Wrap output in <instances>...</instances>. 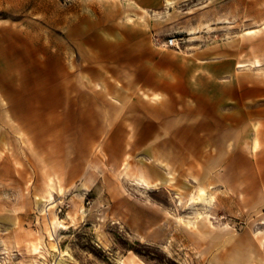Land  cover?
Here are the masks:
<instances>
[{
  "label": "rangeland",
  "instance_id": "obj_1",
  "mask_svg": "<svg viewBox=\"0 0 264 264\" xmlns=\"http://www.w3.org/2000/svg\"><path fill=\"white\" fill-rule=\"evenodd\" d=\"M165 1L129 22L120 0H0V113L30 122L0 143V264H264V29L240 36L264 0ZM169 51L196 66L184 100L146 84Z\"/></svg>",
  "mask_w": 264,
  "mask_h": 264
},
{
  "label": "crops",
  "instance_id": "obj_2",
  "mask_svg": "<svg viewBox=\"0 0 264 264\" xmlns=\"http://www.w3.org/2000/svg\"><path fill=\"white\" fill-rule=\"evenodd\" d=\"M123 7L126 9H138L141 10L142 14H133L127 15V21H133L136 19L138 22H144L145 19L156 20V19H165L169 13L167 11L157 12L163 5V0H120ZM173 1L166 0L165 6L170 9L173 8ZM190 14L191 11H188ZM264 29V27L259 29H249L243 31L240 36L243 38H255L257 35ZM264 44V38L259 39L257 44H254L253 48L260 51L262 50ZM108 47H113L109 45ZM153 69L151 67L147 68V87L154 94V97L159 98L156 94H166L168 99L174 100L175 97L171 95H178L179 100H184L187 97L188 93V83L189 77H192L195 71V64L192 62H188L184 58H180L176 56L172 51L162 53L154 56L153 59ZM260 66V61L256 60L251 64V68H256ZM249 67L245 63H238L236 68L244 69ZM162 78L163 80H160ZM169 79V80H168ZM223 97L218 99L215 103H220L221 101L226 100V93L223 92ZM145 97H148L144 94ZM253 96H248L243 92L242 86H239V82L236 83L235 88V104L236 106H242L244 102L252 98ZM4 104V100L0 95V106ZM253 118L260 120L262 126L264 127V107L259 109H253L251 112ZM212 119V127H216V123L218 125V129L211 128L210 131H218L219 134H223L227 132V120L228 116L226 114L219 113L218 116L213 115L210 116ZM12 121H16V126L11 124ZM31 120V119H30ZM32 121V120H31ZM0 122L5 123L6 127L2 128L0 126V143L2 144L3 140H8L13 136V134L18 133L20 130H24L25 128L30 127V122L27 121L25 116H12L9 117L6 113H0ZM162 129L169 133H174L180 131V129L175 128L174 124L171 121L161 120ZM234 124L236 127L242 126V116L240 118L235 115ZM16 137V135H14ZM18 141L19 138L17 137ZM1 153V152H0ZM253 158L249 159V164L253 168L254 172H257L261 177H264V146H262L259 150L253 153ZM239 172L236 170V173Z\"/></svg>",
  "mask_w": 264,
  "mask_h": 264
},
{
  "label": "built area",
  "instance_id": "obj_3",
  "mask_svg": "<svg viewBox=\"0 0 264 264\" xmlns=\"http://www.w3.org/2000/svg\"><path fill=\"white\" fill-rule=\"evenodd\" d=\"M154 43L158 49H169L174 51H179L180 49V44L173 37L166 38L165 40L156 38Z\"/></svg>",
  "mask_w": 264,
  "mask_h": 264
},
{
  "label": "bare ground",
  "instance_id": "obj_4",
  "mask_svg": "<svg viewBox=\"0 0 264 264\" xmlns=\"http://www.w3.org/2000/svg\"><path fill=\"white\" fill-rule=\"evenodd\" d=\"M196 33H198L197 32V30L195 29V28H191V29H188V30H186V31H182V32H180V34H186V35H188V36H193V35H195ZM192 39H193V37H191V41H192ZM176 41H177V39H176ZM145 184V183H144ZM146 185V184H145ZM144 186V185H143ZM147 186V185H146ZM200 199H204L205 197H204V195H200V197H199ZM201 200V201H202Z\"/></svg>",
  "mask_w": 264,
  "mask_h": 264
}]
</instances>
